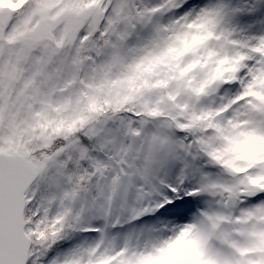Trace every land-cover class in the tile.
Returning a JSON list of instances; mask_svg holds the SVG:
<instances>
[{
	"label": "snow or ice",
	"instance_id": "snow-or-ice-1",
	"mask_svg": "<svg viewBox=\"0 0 264 264\" xmlns=\"http://www.w3.org/2000/svg\"><path fill=\"white\" fill-rule=\"evenodd\" d=\"M0 264H264V0H0Z\"/></svg>",
	"mask_w": 264,
	"mask_h": 264
},
{
	"label": "rangeland",
	"instance_id": "rangeland-1",
	"mask_svg": "<svg viewBox=\"0 0 264 264\" xmlns=\"http://www.w3.org/2000/svg\"><path fill=\"white\" fill-rule=\"evenodd\" d=\"M146 2L155 3L156 0H146ZM166 184H171L173 186L179 185V176L177 172H169L167 176L164 177ZM191 183H194L191 182ZM191 183L189 181H185V184L181 187V194L183 191L188 189L191 186ZM171 194L168 192L167 188L163 186H157V193L154 195V199L156 200H162L165 196H170ZM193 204V201L191 198H186L182 203L180 201H177L175 205L169 206L163 210H161L159 213L156 214V216L153 217H145L142 221L135 222L136 224H141L145 220L147 221H155L156 217H159L162 222H166L167 218H171V216L176 212L177 209L182 208H191ZM93 223H99L98 221H94ZM131 227V225H126L125 229ZM125 229H119V231H123ZM117 231V230H113ZM83 237H79V239H82Z\"/></svg>",
	"mask_w": 264,
	"mask_h": 264
}]
</instances>
